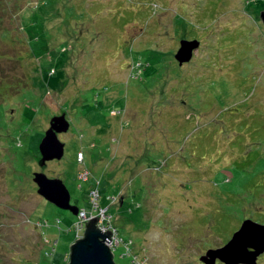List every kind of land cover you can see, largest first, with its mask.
Instances as JSON below:
<instances>
[{
	"label": "rangeland",
	"instance_id": "obj_1",
	"mask_svg": "<svg viewBox=\"0 0 264 264\" xmlns=\"http://www.w3.org/2000/svg\"><path fill=\"white\" fill-rule=\"evenodd\" d=\"M262 12L264 0H0V264H69L78 216L38 194L35 172L88 212L99 190L116 264H205L245 219L264 224ZM182 40L200 46L180 69ZM63 113L64 157L42 167Z\"/></svg>",
	"mask_w": 264,
	"mask_h": 264
},
{
	"label": "water",
	"instance_id": "obj_2",
	"mask_svg": "<svg viewBox=\"0 0 264 264\" xmlns=\"http://www.w3.org/2000/svg\"><path fill=\"white\" fill-rule=\"evenodd\" d=\"M264 23V12L261 13ZM197 40H182L175 58L180 65L189 62L198 49ZM70 122L65 113L55 116L50 121V128L40 144V165L43 167L53 160H61L65 154V144L58 134L66 133ZM34 182L38 185V194L57 207L70 210L78 215L79 209L71 205V194L64 182L58 178H49L44 172L34 173ZM100 217L90 219L86 224L83 237L77 238L71 246L69 264H116L114 250L109 246L112 232L102 231L98 227ZM264 254V224L245 219L240 228L224 246L209 249L201 256L205 264H216L220 260L224 264H257L258 258Z\"/></svg>",
	"mask_w": 264,
	"mask_h": 264
},
{
	"label": "built area",
	"instance_id": "obj_3",
	"mask_svg": "<svg viewBox=\"0 0 264 264\" xmlns=\"http://www.w3.org/2000/svg\"><path fill=\"white\" fill-rule=\"evenodd\" d=\"M83 158V156H82ZM88 173H82L80 176L85 180L88 178ZM90 199L93 203L94 208L97 210L96 213H94L93 211L88 212L85 209H79L78 212V222L75 225V229H76V234H77V238L83 237L85 229H86V224L87 222H89L90 219H93L95 217H100L99 218V222H98V227L102 230V231H111L109 229V226L107 225V221L105 218H102L103 215H99V206H100V193L99 190L97 189H91L90 192ZM102 213V211H101ZM112 232V231H111ZM113 234V233H112ZM114 238V237H113ZM114 240L112 239L109 243V246L113 249V244ZM119 243V242H118ZM115 252V251H114Z\"/></svg>",
	"mask_w": 264,
	"mask_h": 264
},
{
	"label": "flooded vegetation",
	"instance_id": "obj_4",
	"mask_svg": "<svg viewBox=\"0 0 264 264\" xmlns=\"http://www.w3.org/2000/svg\"><path fill=\"white\" fill-rule=\"evenodd\" d=\"M60 115H62V114H60ZM57 116H59V115H57ZM49 128H50V127H49ZM61 134H62V133H61ZM58 135H59V134H58ZM43 172H44V171H43ZM112 238H113V234H112ZM263 255H264V254H263ZM261 256H262V255H261ZM261 256H260V257H261ZM260 257H259V258H260ZM259 258H258V259H259ZM217 263H221V264H223L220 260H217ZM257 263H258V262H257Z\"/></svg>",
	"mask_w": 264,
	"mask_h": 264
},
{
	"label": "trees",
	"instance_id": "obj_5",
	"mask_svg": "<svg viewBox=\"0 0 264 264\" xmlns=\"http://www.w3.org/2000/svg\"><path fill=\"white\" fill-rule=\"evenodd\" d=\"M181 20H182V19H181ZM181 23H182V22H181ZM155 53H157V52H155ZM179 65H180V64H179ZM179 65H178V67L181 69L183 65H180L181 67H180ZM136 66H137V64H136ZM183 67H184V66H183ZM184 68H185V67H184ZM184 68H183V69H184Z\"/></svg>",
	"mask_w": 264,
	"mask_h": 264
}]
</instances>
